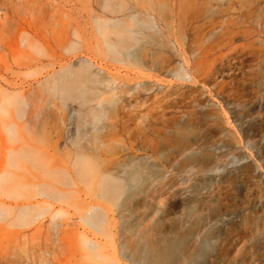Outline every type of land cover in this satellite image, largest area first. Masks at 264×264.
<instances>
[{
    "label": "rangeland",
    "instance_id": "374dc122",
    "mask_svg": "<svg viewBox=\"0 0 264 264\" xmlns=\"http://www.w3.org/2000/svg\"><path fill=\"white\" fill-rule=\"evenodd\" d=\"M149 257L264 264V0H0V264Z\"/></svg>",
    "mask_w": 264,
    "mask_h": 264
},
{
    "label": "bare ground",
    "instance_id": "6f19581e",
    "mask_svg": "<svg viewBox=\"0 0 264 264\" xmlns=\"http://www.w3.org/2000/svg\"><path fill=\"white\" fill-rule=\"evenodd\" d=\"M111 192V188L109 190ZM179 241H177L176 243H173L172 245H170V247H167L164 249V252L163 254H172L174 252H178L180 249H179ZM123 255V254H122ZM127 256V255H126ZM131 255L127 256V257H130ZM131 262H140V259L138 257H135L133 258V254H132V257H131ZM143 264H159L158 261L154 260V259H150L149 258H146V260L143 261Z\"/></svg>",
    "mask_w": 264,
    "mask_h": 264
}]
</instances>
